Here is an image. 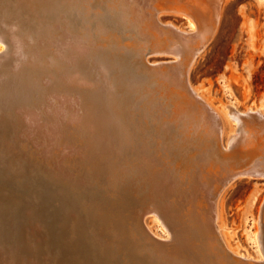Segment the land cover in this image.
Wrapping results in <instances>:
<instances>
[{
    "label": "bare ground",
    "instance_id": "6f19581e",
    "mask_svg": "<svg viewBox=\"0 0 264 264\" xmlns=\"http://www.w3.org/2000/svg\"><path fill=\"white\" fill-rule=\"evenodd\" d=\"M15 2L17 5L16 9L20 14H22L21 11L24 10L28 14L30 13V15H35L36 12L37 16H43V14L49 16L48 19L45 18L48 21L46 23L45 20L46 26L39 25V27L36 28L34 22V25L29 27L28 31L29 33L37 35H42L43 29L49 31L50 45L54 48V53H52L51 56L54 75L52 74L53 76L50 78H52L51 80H53L52 82L54 83L52 84L45 79L46 83L43 84V86H35L29 81L25 73L28 71V64H31V62L30 59L27 60L28 55H26L24 49L25 41L18 37L14 30L17 28L18 24H21V21H14L15 23L13 22V24H10L0 19V55H3L2 57L0 56V112H3V110L8 112L7 122L9 123L12 119H15L14 116L17 118L15 120L20 121L18 125L16 123L17 126L10 129L12 136H1V145L3 146L0 147H11V145L15 147L20 143L23 148H26L28 145H37V148L40 144L43 146L42 144L52 142L59 148L58 143L62 141L61 139L69 134L71 130L81 131V128H83L82 126L88 121L86 120V115L88 113L86 114L84 109V106L86 108L87 105V99L84 97L87 77L82 67L85 52L91 51V58H96L92 64L98 65V67H95L99 78L98 83L102 81L105 82V78L108 79V75L110 74L109 71L112 67L107 64L106 61L99 59L98 55L95 56L94 54L101 50V45H98L101 41L97 42V40L102 36L104 30H114L116 33L112 38H115L116 42L113 43L110 50L121 48L123 50H128L127 53L131 54L132 61L129 67L131 72L126 71L124 77L129 78L130 82L134 79L138 80L139 78L148 79L153 73V70H149L152 68V65L149 64V60L147 61L146 59L148 54H170L177 59L176 63H171V61V64L168 63L163 67H159L162 69H160V71L154 69L156 70L155 72L158 73V75L155 74V76L162 77V79L174 78L176 79V84L180 88L172 89L171 87L169 94L160 95L159 93L160 97L163 98L159 106V108H161L159 109L161 117L160 122H158L159 128L150 131L148 128L141 126L139 120L137 119V121L135 118H132L130 124H127L123 121L124 118L117 112V114L115 113L114 119L111 115L113 123H116V125H112L111 128L105 130V132H101L100 130L92 134V137L88 139V143L90 144L84 147V150H79V152H77L75 148L76 151L72 152L73 150L71 151L69 147L70 150L64 146L67 152H61L60 156H58L60 159H55L53 167L54 174L58 176L60 173L59 176H64L65 178H70V175L74 174L72 178H70L68 184L73 194H75L73 197L79 200L77 203L79 202L80 205L88 206V208L85 207L84 210L87 211L88 217H93V221L100 218L102 219V216L104 217L107 215L109 221L114 223L112 226L113 233L123 241H125V239L121 237L122 232H120V229L117 227L121 224L120 219L128 218V220H130L134 215L138 214V210L133 211V208L130 206V204L134 203L129 201L130 199L126 193L128 190H125L128 178L130 177H135L131 183H135L136 181L139 182V185L134 184L138 189L137 193L140 190L145 192L148 194L147 198L150 201L147 204L148 207L145 209L142 208L141 210V207H139L141 212H139L138 216H144L146 213H153L155 220L159 224H162L163 230L167 232L168 236L171 235V237L174 238L173 241H175L177 233L179 232L176 229L177 224L171 218L172 210L177 208V203L174 200L175 195H169V189L173 191L174 186H180V188L183 186L189 187L192 190V194L200 189V193L204 194L207 202V214L205 209H203L204 212H202L205 213L203 217H206V222L210 224L212 221L213 226L218 229V226L215 225V198L220 195L232 181L239 177L264 176L263 107L257 109L249 107L245 112H240L234 104H230L226 107L232 120L237 123L238 129L236 128V130L234 129V131H232L228 147H225L222 144V126H220L217 115L200 95V89L194 88L189 79L190 70L195 59H197L196 57L208 46L207 44L217 33L216 31L222 18V7L225 0H16ZM91 2L93 8H91ZM165 12L184 16L188 20V29L185 31L175 28L171 24L166 26L163 25L160 21V17L161 14ZM105 14H108L109 18H106ZM10 18L11 16H8V19ZM26 18H24V20ZM17 20H19V18ZM41 20H43V18H41ZM17 29L19 30V28ZM32 29L35 30L31 31ZM59 35L60 37H58ZM30 37L32 36L30 35ZM30 37L29 39L31 40ZM103 40H105V38ZM107 40H109V38H106V41ZM165 41H169L167 42L170 43L169 46L167 47L166 43L165 50L158 49L157 46ZM152 42L153 46L150 47L149 45H151ZM105 45L107 44L105 43ZM5 47L9 49L8 54L4 52ZM184 52L186 53L184 54ZM36 56L34 55V58ZM37 57L36 60H38ZM65 60H69L71 66L65 65L67 64L64 63L66 62ZM162 63L163 62H160V64ZM154 66H156V64ZM90 80L92 82V79ZM138 81L140 82L141 80L139 79ZM87 83L90 85V82ZM95 86L97 87V85ZM134 86H136V84ZM164 87L165 92L168 93L166 91L168 87ZM98 89L94 90L91 96L89 95L91 104L96 103L95 98H98ZM31 90H35L36 94L38 92L37 95L41 98L39 100L36 96L37 100H39V107L37 106L35 109L31 108L32 106L29 102L31 99V96H29ZM75 91H77V94H75L77 97L73 99L72 93ZM107 91L110 92L109 89L106 90V93ZM147 100L149 101V99ZM152 103H154V101ZM154 109L155 107L153 110ZM15 111L17 114L14 113ZM81 111H83V114L80 113ZM2 114H0V118H6V115ZM148 115H150L149 117L151 118V113H148ZM66 119L67 121H65ZM99 119L101 120V118ZM66 138L67 136L64 139ZM48 148L46 147L47 150ZM93 153L99 158L100 165L102 164V166L94 167L92 171L88 165L89 163L90 166L91 164L95 165L90 157ZM70 154L75 155V157L73 155L71 157ZM47 158L49 159L48 156ZM47 158L44 160L46 161ZM153 164L156 166L157 164L160 166L163 165L165 168L158 170L159 172L157 173L155 168H153V170L151 169V165ZM129 170L130 177H128ZM69 171L72 172V174ZM162 171L166 174L165 177H161ZM93 177L97 182L100 181L98 182L99 187L89 184V181ZM156 177L158 179L160 178V181L168 179L167 186H162L161 183L156 182ZM104 178L106 179V183L103 181ZM171 180L174 186H171ZM101 185L103 186L102 188L100 187ZM55 186H57L56 183ZM83 187L87 191H93L95 193L94 195L99 196L97 198L95 197L96 199H93L91 202V205L93 207L95 206L92 211L86 199L85 189H80ZM102 189L105 191H101ZM56 196H59L62 201H65V199H63L64 196L60 197L58 193L55 194V197ZM176 196H178V194ZM56 198H54V202ZM171 198H173V201H171ZM121 202L124 203L122 204ZM77 203L74 202L73 204L77 206ZM137 208L138 207H136V209ZM201 221L203 220L201 219ZM147 230L149 236L147 235L145 239L147 242L146 248L148 249V253L152 254L149 256H153L149 264H248V262L244 261L248 257L245 252L242 251L236 255L234 252L227 249H225L227 255L222 253H220L222 254L220 255L218 252L215 254L216 256H208V259L196 257L197 260H195V258L191 260L185 256L173 255L167 248L160 245L163 241L161 243L159 242L160 244L156 243V241L152 243V237L154 238L157 235H155L149 227H147ZM138 232L136 235L139 234ZM261 237L262 232L257 230L250 239L257 245ZM135 238H137V236H135ZM181 238L183 239V237ZM158 239H160V237ZM217 239L219 242V237ZM97 240L99 239L97 238ZM184 247L186 246L184 245ZM215 247H217V244ZM129 248H132L131 244ZM212 249L215 250V248ZM212 249H210V251H212ZM216 249L219 248L217 247ZM170 256L176 257H173L174 260H170ZM7 257H9L8 259L12 263L8 262L6 259ZM123 258L125 259L127 257ZM29 259L33 262L31 257ZM34 260L37 261L36 259ZM24 261L21 256H0V264H20ZM28 262L25 263H32ZM37 263L39 264V262Z\"/></svg>",
    "mask_w": 264,
    "mask_h": 264
},
{
    "label": "rangeland",
    "instance_id": "374dc122",
    "mask_svg": "<svg viewBox=\"0 0 264 264\" xmlns=\"http://www.w3.org/2000/svg\"><path fill=\"white\" fill-rule=\"evenodd\" d=\"M15 1L16 0H0V19L10 24H13L14 21H21V24L17 26L19 30L17 28L14 30L17 36L25 41V53L29 57H27V60L30 59L31 62V64H28L30 69L28 68L25 74L29 78V81L35 86H43V84L46 83L45 79L53 84L54 82H52L53 80H51L52 78L50 77L54 75L53 62L51 59L54 48L50 45V33L47 29L42 30V35L29 33L28 31V28L34 25V22L36 28H38L39 25L46 26L48 21L45 18L48 19L49 16L45 14H43L44 17L41 15L37 16L36 12V16L33 14L30 15V13L28 14L24 10H22V14H20L16 9L17 5ZM91 8H93V5ZM165 13L161 14L160 17V21L163 25L166 26L171 24L175 28L185 31L188 29V20L184 16L180 14L176 15L171 12ZM105 15L106 18H109L108 14ZM8 16H11V18L8 19ZM18 18L19 20H17ZM24 18L26 19L24 20ZM41 18H43V20H41ZM33 30L35 29L31 31ZM216 32L217 33L213 37L214 39L212 38L209 42L210 44L208 43V46L196 57L197 59H195L190 70L189 79L194 88L200 89V95L217 115L220 126H222V144L228 147L230 136L232 131H234V129L236 130L237 123L232 120L226 107L230 104H234L240 112L247 111L249 107L253 109L263 107L264 110V0H225L222 7V18ZM115 33L114 30H104L102 36L99 38L100 40H97V42L101 41L98 43V45H101V50L94 54L95 56L98 55L99 59L106 61L107 64L112 67L110 68L108 79L105 78V82L102 81L98 83L99 78L95 70V67H98V65L92 64L96 58H91V51L85 52L82 67L83 70H85L84 73L87 77L86 81L90 82V85L87 82L85 84L86 90H84V97L87 99V105L86 108L84 106V109L86 114L88 113L86 115V120L88 121L82 126L83 128H81V131L71 130L70 133L66 135V139H64L66 137L64 136L63 139H61L62 141H58L59 148L52 142L42 144L43 146L40 144L37 148V145H28L26 148H23L20 143L18 144L19 146L16 145L15 147L12 145L11 147H0V256H21L23 257V261H25L20 264H26L30 260V257L33 260V262L31 260L29 261L30 263L32 262L31 264H38L37 262H39V264H149L151 257L153 258V256H149L152 254H149L146 248L147 242L145 239L148 235L147 227H149L155 235L160 237V239H158L159 237L157 236L154 238L152 237V243L154 241H156V243H161L163 241L159 244L167 248L173 255L185 256L191 260L194 258L197 260L199 257L208 259V256H216L215 254L218 252L219 254L222 253L227 255L225 251V249H227L234 252L236 255H238L239 252H245L248 257L244 261L248 262V264H264V176L239 177L232 181L229 186L215 198V225L218 226V229L213 226L212 221L210 224L206 222L207 218L203 217L205 214L203 213V209H205L207 214V202L204 194L200 193V189L192 194V190L189 187L183 186L180 188V186H174L171 180V186H174V189L173 191L169 189V195H175L174 200L177 203V208H174V211L172 210L171 218L177 224V231L180 232L177 233V237L175 241H173L174 238H172L171 235L168 236L167 232L163 230L162 224H159L155 220L153 213H146L144 216H138L139 212H141L139 207H141V210L142 208L145 209L148 207L147 204L150 201L147 198L148 194L145 192L140 190L137 193L138 189L135 185H139V182L136 181L135 183H131L135 177H130L129 170L128 177L130 178H128L125 190H128H126V193L130 199L129 201L134 203L130 204V206L133 208V211L138 210V214L134 215L130 220H128V218L120 219L121 224L117 227L120 229V232H122L121 237L125 239V241H123L113 233L112 226L114 223L109 221L107 215L104 217L101 215L102 219L100 218L93 221V217H88L87 211L84 210L85 207L88 208V206L80 205L79 202L77 203L79 200L73 197L75 194H73L68 184L70 178H72L74 174L70 175V178L59 176L60 173L58 176L54 174V161L55 159H60L58 156H60L61 152H67L65 148L69 147L71 151L73 150L72 152L84 150V147L90 144L88 143V139L92 137V134L100 130L101 132H105V130L111 128L112 125H116V123H113V119L117 112H119V115L124 118L123 121L127 124H130L131 119L135 118L139 120L141 126L148 128L150 131L159 128L158 122L161 120L159 112L161 108H159V106L161 101H163L160 95L169 94L171 87L172 89L180 88L176 84V79H162V77H158V73L155 72L156 70L160 71L161 68L159 67L161 66L163 67L168 63H176L177 59L170 54L155 55L154 53H149L146 59L147 61L149 60V64L152 65L153 69H149L151 71L153 70L152 75L149 76L148 79L139 78L141 80L140 82L138 81L139 79H134L131 83L129 78L124 77L126 71L131 72L129 69L132 61L131 54L127 53L128 50H123L121 48L110 50V47L116 42L115 38H112ZM29 34L32 37H30ZM58 37H60V35ZM104 38L105 40H103ZM106 38H109V40L106 41ZM167 42L169 41L161 42L157 48L165 50V47H168L170 44ZM105 43L107 45H105ZM166 43L167 45L165 46ZM149 46L152 47L153 42ZM4 52L8 54L9 49L5 47ZM185 53L186 52H184V54ZM34 55L38 60H36V57L34 58ZM0 56L2 57L3 55L1 54ZM160 62H163V65L160 64ZM64 63H67L65 65L71 66L69 60ZM155 64L157 67L154 66ZM155 74L157 75L155 76ZM89 78L92 79V82ZM135 84L136 86H134ZM95 85H97V87ZM164 86L168 87V89H166L168 93L165 92ZM96 89H98V98H95L96 103L91 104L89 95L91 96L92 92ZM108 89L110 92L107 91V94L106 90ZM76 92L77 91L72 93L73 99L77 97L75 96V94H77ZM30 93L29 96H31V99H28H30L31 108L35 109L37 106L39 107L38 101L41 98L40 96L38 97V92L36 94L35 90H31ZM36 96L39 100H37ZM147 99H149L150 102ZM153 101L154 103H152ZM154 107L155 111L153 110ZM2 113L6 115V118H0V146H3L1 145V136H12L10 129L20 123L19 120H15L17 119L16 116H14L15 119H12L10 123L7 122L8 112L3 110L0 114ZM14 113H16V111ZM80 113L83 114V111ZM148 113H151V118ZM99 118L104 120L101 121ZM65 121H67V119ZM30 143L32 144L31 141ZM64 146L66 147L64 148ZM46 147H49L48 150ZM45 150H50L51 152L49 151V153ZM73 156L75 157V155ZM90 157L95 164H91L90 166L89 163L88 165L92 171L94 167L102 166L96 154L93 153ZM163 157L166 159L164 155ZM45 158H47L48 161H45ZM153 168H155L158 173V170L165 168V166H160L159 164L156 166L153 164L151 165V169L153 170ZM70 173L72 174V172ZM165 175L164 171H162L161 177H165ZM159 179L156 177L155 181L166 187L168 179H163L162 181ZM103 181L105 182L106 179L104 178ZM98 182L93 177L89 181V184L99 187ZM55 183L57 186H55ZM100 187L102 188L103 186L101 185ZM80 189L84 190L85 188L83 187ZM85 191L88 205L92 211L95 206L93 207L91 202L99 196L94 195L95 193L93 191H87L86 189ZM101 191L105 190L102 189ZM56 193H58L60 197L64 196L63 199H65V201H62L59 196H56V198ZM177 194L178 196H176ZM54 198H56L55 202L53 201ZM171 201H173V198H171ZM74 202L77 203V206L73 204ZM136 207L138 208L136 209ZM201 219L204 222L201 221ZM144 223L146 228L144 227ZM257 230L262 232V237L256 245L250 238ZM137 232L139 233L138 235H136ZM135 236H137V238H135ZM181 237H183V239ZM218 237L220 239L219 242L221 241L220 243L222 244L218 242ZM97 238L99 240H97ZM129 243L132 248H129ZM215 243L220 250L216 249ZM184 245L186 247H184ZM212 248H215V250ZM210 249H212V251H210ZM123 257L129 258L127 260V258L124 259ZM173 257L170 256V260H174ZM8 258L9 257L6 258L8 262L12 263Z\"/></svg>",
    "mask_w": 264,
    "mask_h": 264
}]
</instances>
